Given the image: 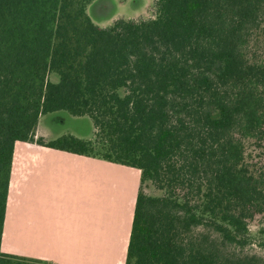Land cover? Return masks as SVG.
Returning <instances> with one entry per match:
<instances>
[{"label": "trees", "instance_id": "1", "mask_svg": "<svg viewBox=\"0 0 264 264\" xmlns=\"http://www.w3.org/2000/svg\"><path fill=\"white\" fill-rule=\"evenodd\" d=\"M93 1L0 0V264H44L1 251L17 141L141 170L126 264H264V0H155L108 26ZM59 111L93 137H36Z\"/></svg>", "mask_w": 264, "mask_h": 264}, {"label": "crops", "instance_id": "2", "mask_svg": "<svg viewBox=\"0 0 264 264\" xmlns=\"http://www.w3.org/2000/svg\"><path fill=\"white\" fill-rule=\"evenodd\" d=\"M40 121L37 132L41 135H37L46 136ZM104 164L119 167L116 162L17 141L1 251L40 258L44 264H126L141 170L137 168L140 181L132 185L125 213L113 222L114 215L105 204L117 199L92 194L96 191L94 169ZM121 168L131 176L135 173ZM102 252H110L108 258ZM113 252L118 255L113 257Z\"/></svg>", "mask_w": 264, "mask_h": 264}, {"label": "rangeland", "instance_id": "3", "mask_svg": "<svg viewBox=\"0 0 264 264\" xmlns=\"http://www.w3.org/2000/svg\"><path fill=\"white\" fill-rule=\"evenodd\" d=\"M155 0H94L88 7V13L91 15L93 20L102 26H108L114 23V21L120 17L126 18H146L154 15L156 10ZM255 48H258L257 56H264V32L260 33V37L255 40ZM41 131L46 135L44 137L54 138L65 133H74L78 136H86L92 134L93 137V123L89 117H78L73 116L65 111H59L44 115L40 121ZM41 135L40 131L37 132ZM36 135V137H38ZM32 144L34 142H31ZM35 144V143H34ZM37 144V143H36ZM250 148L253 149L252 156L254 162L262 165L264 164V148L258 146L256 143H252ZM98 158L101 161L105 159ZM106 162H108L106 160ZM115 164V163H114ZM119 167H113L110 165L97 166L93 173V179L95 180L96 191L92 194L97 198H116L112 199V202L105 204L106 210L110 211L111 215H114V221L116 222L120 214L125 213L126 199L131 198L132 185L139 184L140 174L136 168L124 166L116 163ZM126 167L134 170L135 173L131 176L129 171L122 169ZM138 175H137V172ZM131 179V180H130ZM93 188L91 184V189ZM146 192L150 194H156V191L149 186H145ZM38 196H43L38 193ZM104 206V207H105ZM111 206V207H110ZM100 209H98L99 211ZM107 211V212H108ZM264 227V215L257 217L251 224L253 232L258 233L260 229ZM19 246H23L20 242H17ZM251 252L264 255V247L253 245L249 248ZM104 256L108 258L110 252H102ZM26 256V254H17ZM118 255V252H113V257ZM28 257V256H27ZM40 259V258H37Z\"/></svg>", "mask_w": 264, "mask_h": 264}]
</instances>
